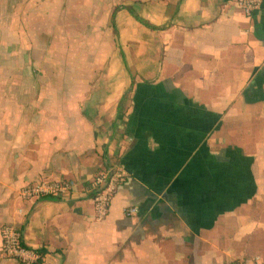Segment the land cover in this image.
<instances>
[{
    "label": "crops",
    "instance_id": "obj_1",
    "mask_svg": "<svg viewBox=\"0 0 264 264\" xmlns=\"http://www.w3.org/2000/svg\"><path fill=\"white\" fill-rule=\"evenodd\" d=\"M5 223L37 264H264V0H0Z\"/></svg>",
    "mask_w": 264,
    "mask_h": 264
},
{
    "label": "built area",
    "instance_id": "obj_2",
    "mask_svg": "<svg viewBox=\"0 0 264 264\" xmlns=\"http://www.w3.org/2000/svg\"><path fill=\"white\" fill-rule=\"evenodd\" d=\"M241 11L246 16H251L259 9L262 0H235ZM127 174L120 163H114L99 169L91 180L92 202L95 209V217L103 220L108 214L111 201L118 186L125 180ZM72 186L71 182L40 181L20 190V196L24 199L59 196ZM136 212L135 207L125 209L126 215ZM1 245L0 254L5 259H11L20 264H37L41 259L39 252L29 248L24 243L23 233L19 226L13 223H5L0 230ZM256 264H260V258L255 257ZM223 264H244L243 262L230 261Z\"/></svg>",
    "mask_w": 264,
    "mask_h": 264
}]
</instances>
